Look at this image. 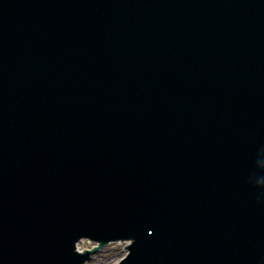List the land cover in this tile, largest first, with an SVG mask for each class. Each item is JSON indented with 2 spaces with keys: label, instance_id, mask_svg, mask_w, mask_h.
<instances>
[{
  "label": "water",
  "instance_id": "obj_1",
  "mask_svg": "<svg viewBox=\"0 0 264 264\" xmlns=\"http://www.w3.org/2000/svg\"><path fill=\"white\" fill-rule=\"evenodd\" d=\"M82 237L264 264V0H0V264Z\"/></svg>",
  "mask_w": 264,
  "mask_h": 264
}]
</instances>
